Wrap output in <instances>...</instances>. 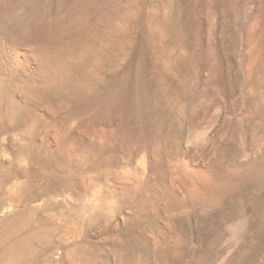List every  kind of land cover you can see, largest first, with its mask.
Returning a JSON list of instances; mask_svg holds the SVG:
<instances>
[{
  "label": "rangeland",
  "instance_id": "rangeland-1",
  "mask_svg": "<svg viewBox=\"0 0 264 264\" xmlns=\"http://www.w3.org/2000/svg\"><path fill=\"white\" fill-rule=\"evenodd\" d=\"M0 264H264V0H0Z\"/></svg>",
  "mask_w": 264,
  "mask_h": 264
},
{
  "label": "bare ground",
  "instance_id": "bare-ground-1",
  "mask_svg": "<svg viewBox=\"0 0 264 264\" xmlns=\"http://www.w3.org/2000/svg\"><path fill=\"white\" fill-rule=\"evenodd\" d=\"M9 46V45H8ZM31 49V48H30ZM73 49V48H72ZM70 50V49H69ZM36 50L35 52H37ZM41 51V50H40ZM68 51V50H67ZM6 60L8 64L11 66V68H22L27 67L29 65L32 55L29 54V52L22 47H19L18 45L11 44L7 51ZM36 55V54H35ZM39 55V54H38ZM37 55V56H38ZM5 56V55H4ZM31 56V57H30ZM41 57V56H40ZM45 57V56H44ZM5 58V57H4ZM42 60V59H41ZM49 62V61H48ZM32 63V62H31ZM5 64V63H4ZM204 136L201 138L203 139ZM200 138V137H199ZM201 140V139H199ZM219 187V186H218ZM205 193V192H204ZM203 193V194H204ZM199 194V193H198ZM203 196V195H202ZM207 196V195H206ZM211 196V195H210ZM209 196V197H210ZM204 197V196H203ZM205 198V197H204Z\"/></svg>",
  "mask_w": 264,
  "mask_h": 264
}]
</instances>
